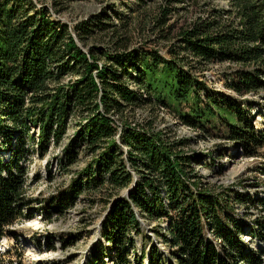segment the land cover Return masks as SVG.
Returning a JSON list of instances; mask_svg holds the SVG:
<instances>
[{
  "label": "trees",
  "instance_id": "16d2710c",
  "mask_svg": "<svg viewBox=\"0 0 264 264\" xmlns=\"http://www.w3.org/2000/svg\"><path fill=\"white\" fill-rule=\"evenodd\" d=\"M164 1L163 21L176 9L173 5L186 0ZM228 1L229 8H212L183 28L168 49L169 58L145 45H120L110 56L100 55L108 61L99 67L94 48L86 54L70 32L83 41L90 33L86 25L71 28L53 18L52 5L41 0H0V150L7 153L6 158L0 155V238L10 233L15 219L30 217L22 214L28 201L22 195L25 171L20 164L29 126L37 128L35 144L41 148L59 142L67 119L77 114L85 119L77 139L94 157L65 191L50 199L45 212H60L82 192L108 187L101 239L92 246L89 264L109 259V248L114 264H131L135 241L130 234L140 235L135 208L154 220L164 219L167 236L162 239L171 264H264V256L242 239L243 222L235 218L230 198L197 184L200 176L192 168V156L127 122L120 134L128 149L124 154L107 118L110 112L123 114L156 101L171 105L180 122L191 128L208 130L219 123L246 156H257L264 130L253 124L252 105L209 88L194 75L196 65L228 62L236 65L227 84L235 92L264 90V0ZM65 75L77 78L62 84ZM124 76L134 84L123 81ZM67 155L70 162L75 159V152ZM127 161L137 178L125 168ZM126 188V196L118 195ZM235 199L252 201L241 194ZM143 256L147 261L139 257L141 264H161L155 247Z\"/></svg>",
  "mask_w": 264,
  "mask_h": 264
},
{
  "label": "rangeland",
  "instance_id": "374dc122",
  "mask_svg": "<svg viewBox=\"0 0 264 264\" xmlns=\"http://www.w3.org/2000/svg\"><path fill=\"white\" fill-rule=\"evenodd\" d=\"M41 1L57 10L55 12L49 7L53 18L71 28L83 23L90 29L83 41L73 31L72 37L86 54L94 48L100 57L96 61L99 67L103 61H108L100 55L105 53L110 56L115 48H121L120 45L131 49L145 45L169 58V47L176 42L180 31L187 28L196 17L205 16L212 8H229L228 0H186L173 5L176 9L163 21L159 17L161 8L166 5L164 0ZM53 1L57 4L53 5ZM235 67L228 62L196 65L194 75L209 88L226 94L244 106L246 102L251 104L253 124L257 129L264 130V90L255 93L235 92L227 85L231 81L229 74ZM94 72L96 74V70ZM76 78L65 75L61 82L67 84ZM123 81L134 84L127 76H124ZM107 118L115 130L113 140L121 150L124 145L115 125L127 122L130 127L143 129L149 136L171 143L176 151L192 156V168L200 176L197 184L230 198L229 204L233 207L235 218L243 222L241 237L246 246L264 256V226L260 225V222L264 223V145L257 149V156H246L239 144L227 138L224 127L219 123L217 128L208 130L191 128L180 122L171 105L163 107L156 101L127 108L123 114L110 112ZM84 120L82 116L73 114L66 121L62 139L59 142L50 141L41 148L35 144L37 128L29 126V133L22 145L20 164L25 171L22 195L28 201L22 214L30 217L15 219L8 226L10 233L0 238V248L6 243V248L0 249V264L90 263V251L101 239V224L108 210L105 205L108 187L103 185L99 189L82 192L71 207L60 212H45L50 206V199L65 191L71 180L82 173L84 166L92 162L93 153L76 136L79 124ZM11 142L15 147L14 138ZM67 152H75V159L72 158L71 162ZM0 155L6 158L7 153L0 150ZM125 168L133 179L137 178V172L128 161ZM129 188L121 189L118 195L126 196ZM237 194L247 195L252 201H238L235 199ZM135 210L140 235L130 234L135 246L129 253V262L141 264L139 257H144L143 251L155 247L162 258L161 264H171L169 246L162 239L163 234L167 236L164 219L154 220ZM108 253L111 256L109 259L104 257L95 264H114L112 249L109 248ZM145 261L146 257L143 258Z\"/></svg>",
  "mask_w": 264,
  "mask_h": 264
},
{
  "label": "built area",
  "instance_id": "2783aa9c",
  "mask_svg": "<svg viewBox=\"0 0 264 264\" xmlns=\"http://www.w3.org/2000/svg\"><path fill=\"white\" fill-rule=\"evenodd\" d=\"M70 32H71V35L74 36L72 30H71ZM94 76H95V72H94ZM163 107H164V106H163ZM115 128H116L117 133H118V134H121V132H122V128H123V125H120V124L118 123V125H115ZM126 149H127V147L124 146V147H123V150H122V152H124V154H126V151H127ZM120 150H121V149H120ZM134 177H135V176H134ZM134 211H136V210H134Z\"/></svg>",
  "mask_w": 264,
  "mask_h": 264
},
{
  "label": "bare ground",
  "instance_id": "6f19581e",
  "mask_svg": "<svg viewBox=\"0 0 264 264\" xmlns=\"http://www.w3.org/2000/svg\"><path fill=\"white\" fill-rule=\"evenodd\" d=\"M3 245H4V246H3ZM3 245H2V247L0 248L1 250L4 249V247L6 246V243H4ZM5 248H6V247H5Z\"/></svg>",
  "mask_w": 264,
  "mask_h": 264
}]
</instances>
